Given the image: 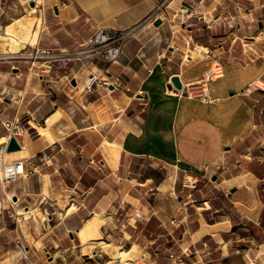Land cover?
I'll use <instances>...</instances> for the list:
<instances>
[{
	"label": "crops",
	"instance_id": "0c3cea01",
	"mask_svg": "<svg viewBox=\"0 0 264 264\" xmlns=\"http://www.w3.org/2000/svg\"><path fill=\"white\" fill-rule=\"evenodd\" d=\"M140 22L116 60L76 55ZM5 122L0 264H264V0H0Z\"/></svg>",
	"mask_w": 264,
	"mask_h": 264
},
{
	"label": "built area",
	"instance_id": "2783aa9c",
	"mask_svg": "<svg viewBox=\"0 0 264 264\" xmlns=\"http://www.w3.org/2000/svg\"><path fill=\"white\" fill-rule=\"evenodd\" d=\"M161 3L157 4L155 9L143 20L151 21L158 10L160 9ZM142 22L135 24L131 27L122 30H110L103 27L97 28L89 39V42L82 48L76 51L78 57L81 56H92L99 55L105 61L112 62L116 60L123 42L133 36ZM45 68V69H44ZM37 74H42L43 72H48L47 67H43L41 70H35ZM221 74V69L219 65L213 62L207 70L202 75V78L194 84H189L187 86V95L197 96L203 101H209V96L206 88V82L213 78L218 77ZM95 78L91 75L88 80V86L93 85ZM260 87L256 82L250 84L246 88V92H251L254 88ZM49 116H46L42 120V127L47 126ZM4 125L8 129V135L4 139H0V182L12 181L18 178V176L24 174L23 162L22 161H5V147L10 135H15L20 132V126L17 122H5ZM261 157L264 158V150L261 152ZM36 159L38 162H49L50 154L46 151H41ZM196 181L188 175L183 176L182 186L184 187H194ZM22 256L26 257L24 251H20ZM132 264H139L137 261L131 262ZM244 264H255L253 260H246Z\"/></svg>",
	"mask_w": 264,
	"mask_h": 264
},
{
	"label": "water",
	"instance_id": "95a60500",
	"mask_svg": "<svg viewBox=\"0 0 264 264\" xmlns=\"http://www.w3.org/2000/svg\"><path fill=\"white\" fill-rule=\"evenodd\" d=\"M30 4H33V2H31ZM159 23H160V19L157 18L154 21V24L157 25ZM170 83L174 87V89L176 90L182 89V82L177 74H173L170 76ZM18 149H20L19 143L17 142L16 138L13 135H10L6 143L5 151L9 152V151H14Z\"/></svg>",
	"mask_w": 264,
	"mask_h": 264
},
{
	"label": "bare ground",
	"instance_id": "6f19581e",
	"mask_svg": "<svg viewBox=\"0 0 264 264\" xmlns=\"http://www.w3.org/2000/svg\"><path fill=\"white\" fill-rule=\"evenodd\" d=\"M195 52L198 54L197 50H195ZM117 250H118V249H117ZM127 254H128V253H127ZM127 254H126V252L123 251V250H121V251L118 252V256H120L121 259L125 258V256H126ZM116 256H117V254H116ZM128 263H129V264H132L131 262H128ZM139 264H141V263L139 262Z\"/></svg>",
	"mask_w": 264,
	"mask_h": 264
},
{
	"label": "rangeland",
	"instance_id": "374dc122",
	"mask_svg": "<svg viewBox=\"0 0 264 264\" xmlns=\"http://www.w3.org/2000/svg\"><path fill=\"white\" fill-rule=\"evenodd\" d=\"M21 53H23L22 51H20V52H18L17 53V55H20ZM124 259V258H123ZM138 263L140 262V261H137ZM141 264H142V262H140Z\"/></svg>",
	"mask_w": 264,
	"mask_h": 264
}]
</instances>
